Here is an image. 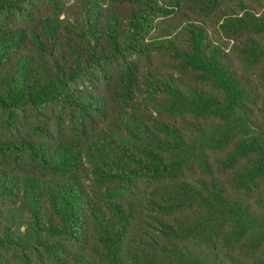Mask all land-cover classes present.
<instances>
[{
    "label": "trees",
    "instance_id": "trees-1",
    "mask_svg": "<svg viewBox=\"0 0 264 264\" xmlns=\"http://www.w3.org/2000/svg\"><path fill=\"white\" fill-rule=\"evenodd\" d=\"M0 264H264V0H0Z\"/></svg>",
    "mask_w": 264,
    "mask_h": 264
}]
</instances>
